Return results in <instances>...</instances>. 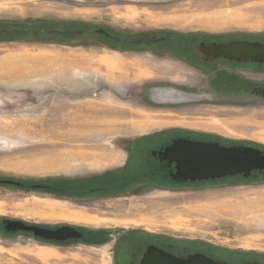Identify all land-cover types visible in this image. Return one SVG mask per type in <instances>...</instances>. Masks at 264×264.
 <instances>
[{
	"label": "rangeland",
	"instance_id": "obj_1",
	"mask_svg": "<svg viewBox=\"0 0 264 264\" xmlns=\"http://www.w3.org/2000/svg\"><path fill=\"white\" fill-rule=\"evenodd\" d=\"M14 23L264 40V0H0V25ZM104 40L75 32L0 39V58L29 46L87 63L76 68V84L64 74L37 88L39 81L0 74V178L87 190L117 184L129 179L126 164L139 140L177 132L264 148V99L210 97L202 72L180 61L181 50L109 47ZM221 180L240 178L175 189L135 182L74 196L0 183V222L107 233L97 243L50 242L0 226V264H118V240L130 230L263 257L264 182Z\"/></svg>",
	"mask_w": 264,
	"mask_h": 264
},
{
	"label": "flooded vegetation",
	"instance_id": "obj_2",
	"mask_svg": "<svg viewBox=\"0 0 264 264\" xmlns=\"http://www.w3.org/2000/svg\"><path fill=\"white\" fill-rule=\"evenodd\" d=\"M5 28H8L10 30H4ZM22 28H34L36 29V31L32 33L22 32ZM42 28L52 29L53 31L50 33H41L39 32V30ZM108 28L110 27H98L91 25L24 26L17 23L2 24L0 25V39L3 36L19 34L71 36V34L75 32L77 35H86L89 37L92 35H99L105 39L104 44H107L109 47H118V45L126 47L136 46L149 49L153 48L155 50H164L165 45H167L170 50H173L174 45L177 42L176 40H178V38L169 37L166 34L155 33L139 34L135 36H127L128 34L119 35L114 30ZM233 39L237 38L221 39L219 37L210 36H194V39L191 37L187 39L182 38L180 40H184V42L186 43V48L184 49L185 51L182 52L184 57L182 56V58L179 59L182 63L188 65L189 67L196 68L197 70H199V72H202V83L200 85L212 98L217 99L218 97H227L233 99L254 96L264 99V75H257V71L264 70V61H237L226 56L223 53H219L217 56H214L208 52L209 48L214 43L217 45H224ZM249 40H258L260 42H264V40L262 39ZM179 136L198 140H211L204 138H194L183 132H177L165 137L153 136L139 140V143L133 148L132 157L126 164V170L130 173L129 179L111 185L103 181L93 184L92 192L108 194L115 192V190H121L125 186L134 185L135 182H142L141 184L147 185L154 184L160 187L171 189L180 187L189 188L215 183L208 182V180L220 179L214 178L207 180L182 181L175 178L174 173L176 169L174 167V162H169L167 159L162 158V154L160 152L166 145H168L172 141L173 138ZM233 176H238L240 180H221L216 183L225 185L227 183L233 182H264L263 170H252L248 176L244 177L241 174ZM0 226L1 228H3L2 222H0ZM82 238L78 240H81ZM161 238L162 237L160 236H147V240H143V243H140L135 250L129 253V255H127L126 253L119 255L117 258V263L141 264V260L146 252L147 246L154 245L178 257H186L189 254L193 253H204L205 255L214 257V259L222 261L243 264L244 261L249 260L257 261L259 262L258 264H264V256L259 257L253 256L251 254H235L232 260H227L220 258L215 253L206 252L205 250H194L189 248L177 247L176 244L161 240ZM144 262H146V264H150L147 262V260H144Z\"/></svg>",
	"mask_w": 264,
	"mask_h": 264
},
{
	"label": "water",
	"instance_id": "obj_3",
	"mask_svg": "<svg viewBox=\"0 0 264 264\" xmlns=\"http://www.w3.org/2000/svg\"><path fill=\"white\" fill-rule=\"evenodd\" d=\"M4 30H10L5 28ZM22 32H35L34 28H22ZM52 29L42 28L41 33H50ZM162 39V38H161ZM214 56L223 53L237 61H264V42L237 38L228 43L213 44L209 50ZM162 158L174 162L175 178L182 181L207 180L241 174L248 176L252 170L264 171V149L254 145L233 143L224 144L218 140H198L188 137H176L160 152ZM1 184L21 186L18 180L0 178ZM35 188L48 187L40 183H32ZM91 190V188L89 189ZM5 231L22 230L31 233L34 237L64 241L80 239L83 232L75 226L62 224L56 227H46L35 224H25L20 220L2 219ZM240 264L214 259L204 253H193L186 257L172 255L157 246L148 245L141 260V264ZM257 261H244L243 264H258Z\"/></svg>",
	"mask_w": 264,
	"mask_h": 264
},
{
	"label": "crops",
	"instance_id": "obj_4",
	"mask_svg": "<svg viewBox=\"0 0 264 264\" xmlns=\"http://www.w3.org/2000/svg\"><path fill=\"white\" fill-rule=\"evenodd\" d=\"M16 49L18 51L15 53L11 52L10 56L0 58V73L8 72L10 69L9 64L13 63L16 65L15 70L17 72L14 71L13 76L6 75V77L8 79L19 78L18 81H39L40 83L35 85L37 88L45 86L50 80H62L64 74L71 80V84H76V79L78 78L76 68H85L87 64L84 57L78 58L76 55L50 53L42 49H37L34 52V48L29 46H20ZM6 63L9 64L7 65ZM64 70H67L68 73L63 72ZM8 79L4 78L1 81ZM72 86L75 88L76 85Z\"/></svg>",
	"mask_w": 264,
	"mask_h": 264
},
{
	"label": "trees",
	"instance_id": "obj_5",
	"mask_svg": "<svg viewBox=\"0 0 264 264\" xmlns=\"http://www.w3.org/2000/svg\"><path fill=\"white\" fill-rule=\"evenodd\" d=\"M167 36L169 37H175L178 38V40H176L177 42L174 45V49H178L181 50L182 52H184L185 48H186V43L184 42V40H180V39H184V38H190L193 37L195 35L192 34H180V33H166ZM174 39V38H173ZM188 135H190L191 137L194 138H204V139H214V140H218L224 144H233V142L230 141H222L220 139L214 138V137H210L207 135H202V134H192V133H188ZM245 144H249L252 145L251 143H245ZM259 148H262L261 146L255 145ZM264 149V148H262ZM23 185H21L20 187L23 188H31V189H43L47 192H52V193H59V194H66V195H82V194H87V193H91V191L93 190H87L86 188L88 186L85 185H75V184H50L48 185V187H40V188H35L33 186H31L29 183L26 182H22ZM111 184H115V183H109ZM10 185V184H8ZM83 232V238L81 240H86L88 242H92V243H97V242H102L105 241L107 233L103 230H90V229H86V228H81L80 229ZM94 235V238L89 237V235ZM88 236V237H87ZM147 235H144L142 232H139L137 230H130L127 231L125 233H123L121 235V237L119 238V242L117 244L118 246V251L121 254H127L129 255V253H131L133 250H135L140 243H143V240H147ZM163 238V237H162ZM161 240H165L168 242H172L174 244L177 245V247H183V248H189V249H196V250H205L206 252H212L215 253L216 255H218L220 258L222 259H227V260H232V258L235 255V252L232 254H228L225 251L219 250L217 248H214L212 246L209 245H205V244H198V245H192V244H186V243H180L177 241H172L169 240L168 238H163ZM44 240V239H42ZM70 240H78V239H67L64 241H53V240H44V241H50V242H66V241H70ZM194 244V243H193Z\"/></svg>",
	"mask_w": 264,
	"mask_h": 264
},
{
	"label": "bare ground",
	"instance_id": "obj_6",
	"mask_svg": "<svg viewBox=\"0 0 264 264\" xmlns=\"http://www.w3.org/2000/svg\"><path fill=\"white\" fill-rule=\"evenodd\" d=\"M22 61V60H21ZM25 61V60H24ZM10 63V62H9ZM9 63H6L7 65L9 64ZM6 64H3V65H6ZM9 66H10V69H9V71L7 72L6 71V73H4V74H8V73H12V75L10 74V76H13L14 75V73L15 72H17V70H15L16 69V65H14L13 63L12 64H9ZM18 68V67H17ZM15 71V72H14ZM0 74H2V73H0ZM3 74V75H4ZM16 77V76H15Z\"/></svg>",
	"mask_w": 264,
	"mask_h": 264
}]
</instances>
